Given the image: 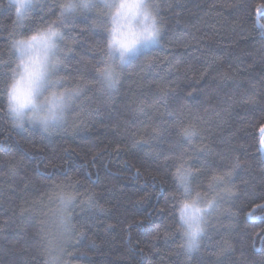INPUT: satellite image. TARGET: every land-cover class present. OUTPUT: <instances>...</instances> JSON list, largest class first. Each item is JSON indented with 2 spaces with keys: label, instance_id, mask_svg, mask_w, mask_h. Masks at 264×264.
I'll use <instances>...</instances> for the list:
<instances>
[{
  "label": "trees",
  "instance_id": "1",
  "mask_svg": "<svg viewBox=\"0 0 264 264\" xmlns=\"http://www.w3.org/2000/svg\"><path fill=\"white\" fill-rule=\"evenodd\" d=\"M57 2L38 5L47 12ZM155 2L162 42L142 49L111 98L90 83L99 67L94 48L107 33L76 19L68 34L76 54L62 74L70 77L64 87L84 91L66 121L48 131L14 124L2 75L8 69L0 68V264H47L50 256L57 264H264V0ZM40 16L38 6L23 21L25 34L44 26ZM13 30L19 39L15 6L0 0V59L12 55ZM160 89L171 94L161 99ZM176 123L194 125L195 143L211 149L207 163L193 157L191 167L201 172L194 191L210 198L213 171H233V198L208 217L191 253L181 246L172 199L179 195L175 161L187 147L169 127ZM64 193L75 196L74 227L61 236L56 210ZM89 195L96 207L82 211Z\"/></svg>",
  "mask_w": 264,
  "mask_h": 264
},
{
  "label": "snow or ice",
  "instance_id": "2",
  "mask_svg": "<svg viewBox=\"0 0 264 264\" xmlns=\"http://www.w3.org/2000/svg\"><path fill=\"white\" fill-rule=\"evenodd\" d=\"M10 2L15 6L17 23L21 25L20 38H16L15 30L10 33L12 55L9 60L0 59V68L8 69L7 72L2 73L7 77L5 83L7 107L17 118L15 125L21 128L25 125L23 123L25 110H29L30 123L39 124L44 131L55 125H62L66 121L67 110L84 91L83 87L79 86L73 89L64 87L70 77L62 74L69 70L73 55L76 54L75 39L73 38V42L69 43L68 34L78 17L83 16L84 19L91 20L93 31L107 33L104 46L94 48V51L99 53L97 61L99 67L94 69L96 80L90 83L100 84L109 98L119 91L121 77L126 68L131 67L145 55L142 49L162 42L164 25L160 23L157 25L155 17L151 28H140L135 23L141 15V10L149 6H155L158 16L159 5L155 0H58L48 7L47 12H43L44 5H38V0H10ZM38 6L41 9L40 20L43 21L44 26L39 23L35 27L30 25L26 30L30 34H25L23 21L29 18ZM54 10L59 13L57 19L47 20L46 17L53 15ZM147 15L144 13L145 19ZM261 15H264V12ZM109 23L111 27H108ZM260 27L264 29V24H260ZM145 66L151 68L153 64L149 61ZM170 94L171 89L167 91L160 89L161 99ZM143 111V107L137 109L138 114ZM169 127L176 131L178 143L184 141L187 144L181 156L175 161V172L172 175L179 195L174 194L172 199L176 201L174 207L178 212L180 229L182 225L188 227L192 224L196 225L191 234L178 229L183 239L181 246L191 253L199 249L201 239L206 235L208 217L220 207V202L225 197L233 198L232 188L228 187L232 182L233 171L223 173L213 171L207 185L209 192L214 193L210 198L205 193L194 191L193 181L201 175V172L191 167L195 162L193 157L207 163L205 158L211 154V149L207 144L195 143L199 133L194 125L176 123ZM153 132L156 133L157 130L153 129ZM262 137H264V129H262ZM139 143L149 147L151 145V142L143 137L140 138ZM260 143L261 151H264V138ZM238 167L239 162L236 161L232 168L234 170ZM74 202L75 196L70 193L59 196L56 218L61 236L73 230L69 209ZM82 204V211L92 210L96 207L94 196L89 195ZM248 215L251 216L252 213ZM189 235L190 239H188ZM49 244L51 245L52 242L49 241ZM47 264H57V258L50 256Z\"/></svg>",
  "mask_w": 264,
  "mask_h": 264
},
{
  "label": "clouds",
  "instance_id": "3",
  "mask_svg": "<svg viewBox=\"0 0 264 264\" xmlns=\"http://www.w3.org/2000/svg\"><path fill=\"white\" fill-rule=\"evenodd\" d=\"M115 9H113L114 11ZM144 13H147V18L145 19L144 17ZM154 17H155V23L158 25V16L156 14V9L155 6H149L147 8H143L141 10V15L140 17L135 21V23L137 24L138 27L140 28H151V26L154 23ZM11 114V113H10ZM14 124H17V118L15 117L14 114H11ZM23 123H30V119H29V110H25V113L23 115ZM182 230L188 232L189 234H191L193 232V230L195 229L196 225L192 224L191 227L188 226H184L182 225ZM190 235L188 237V239H190Z\"/></svg>",
  "mask_w": 264,
  "mask_h": 264
},
{
  "label": "rangeland",
  "instance_id": "4",
  "mask_svg": "<svg viewBox=\"0 0 264 264\" xmlns=\"http://www.w3.org/2000/svg\"><path fill=\"white\" fill-rule=\"evenodd\" d=\"M53 228H54V229H56V227H55V226H54Z\"/></svg>",
  "mask_w": 264,
  "mask_h": 264
}]
</instances>
